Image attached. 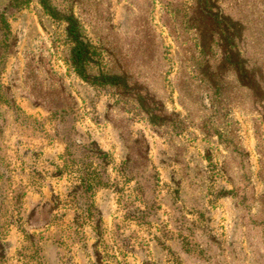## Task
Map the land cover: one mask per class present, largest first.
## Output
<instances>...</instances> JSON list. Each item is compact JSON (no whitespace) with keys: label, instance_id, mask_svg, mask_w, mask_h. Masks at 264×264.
I'll list each match as a JSON object with an SVG mask.
<instances>
[{"label":"rangeland","instance_id":"obj_1","mask_svg":"<svg viewBox=\"0 0 264 264\" xmlns=\"http://www.w3.org/2000/svg\"><path fill=\"white\" fill-rule=\"evenodd\" d=\"M210 2L0 0V264H264V0Z\"/></svg>","mask_w":264,"mask_h":264},{"label":"trees","instance_id":"obj_2","mask_svg":"<svg viewBox=\"0 0 264 264\" xmlns=\"http://www.w3.org/2000/svg\"><path fill=\"white\" fill-rule=\"evenodd\" d=\"M203 3V7L206 8L207 10H212L214 8V5L211 4L210 0H201ZM71 28L70 30L72 31V33H75L77 30L75 23L73 22V19H71Z\"/></svg>","mask_w":264,"mask_h":264}]
</instances>
